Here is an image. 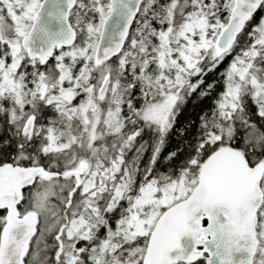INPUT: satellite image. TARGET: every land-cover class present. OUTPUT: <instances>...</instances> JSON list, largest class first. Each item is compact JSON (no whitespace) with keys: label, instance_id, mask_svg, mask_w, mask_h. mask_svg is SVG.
I'll list each match as a JSON object with an SVG mask.
<instances>
[{"label":"snow or ice","instance_id":"6c2138e0","mask_svg":"<svg viewBox=\"0 0 264 264\" xmlns=\"http://www.w3.org/2000/svg\"><path fill=\"white\" fill-rule=\"evenodd\" d=\"M258 13L0 0V264H264Z\"/></svg>","mask_w":264,"mask_h":264},{"label":"trees","instance_id":"16d2710c","mask_svg":"<svg viewBox=\"0 0 264 264\" xmlns=\"http://www.w3.org/2000/svg\"><path fill=\"white\" fill-rule=\"evenodd\" d=\"M261 15H264V13H258L257 14V20L260 18ZM230 59V58H229ZM227 67V61H225L224 64H222L214 73H209V75L205 78L207 83H211L213 80H219V73L223 72L224 68ZM220 88L218 86L217 91H219ZM212 106V98L211 97H205L203 99L198 98V94H193V96L188 100L187 104L184 107V110L182 111L181 115L178 117V123L177 127H180L181 125L196 120L198 121L199 116L204 112L207 111ZM254 107V105H252ZM194 131V129H193ZM144 139H148V136L146 135ZM178 137L173 136L169 144L165 150V154L168 150H172L176 147ZM131 156L132 153H129ZM148 153H145L144 160L146 161L148 158Z\"/></svg>","mask_w":264,"mask_h":264}]
</instances>
